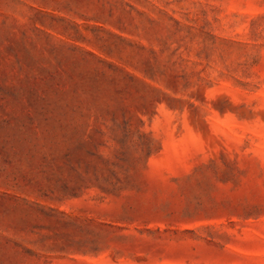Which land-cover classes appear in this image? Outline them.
Instances as JSON below:
<instances>
[{
    "label": "rangeland",
    "instance_id": "obj_1",
    "mask_svg": "<svg viewBox=\"0 0 264 264\" xmlns=\"http://www.w3.org/2000/svg\"><path fill=\"white\" fill-rule=\"evenodd\" d=\"M0 264H264V0H0Z\"/></svg>",
    "mask_w": 264,
    "mask_h": 264
}]
</instances>
